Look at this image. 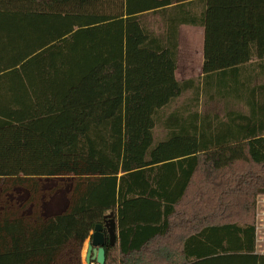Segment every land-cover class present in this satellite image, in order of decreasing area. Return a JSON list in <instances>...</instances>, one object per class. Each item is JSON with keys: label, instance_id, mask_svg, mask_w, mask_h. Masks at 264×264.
Masks as SVG:
<instances>
[{"label": "trees", "instance_id": "trees-1", "mask_svg": "<svg viewBox=\"0 0 264 264\" xmlns=\"http://www.w3.org/2000/svg\"><path fill=\"white\" fill-rule=\"evenodd\" d=\"M182 25L203 27L196 85L175 75ZM257 66L264 79V0H0V264H82L109 212L104 264H166L176 243L169 264H264ZM189 88L244 109L161 117Z\"/></svg>", "mask_w": 264, "mask_h": 264}, {"label": "rangeland", "instance_id": "rangeland-1", "mask_svg": "<svg viewBox=\"0 0 264 264\" xmlns=\"http://www.w3.org/2000/svg\"><path fill=\"white\" fill-rule=\"evenodd\" d=\"M144 20L148 21V24L151 28L156 30L159 20L157 16H146ZM200 51H201V35L197 30L183 25L179 30V50L177 57V70L176 77L179 81L184 82L187 80H193L194 84H198L200 81V76H196L199 73V61H200ZM194 68V69H193ZM196 73V75H195ZM264 80V79H262ZM254 83H256L255 78H253ZM193 89L189 88L181 93L174 101H172L164 110L161 112V117L167 113L173 111L174 109L182 108L183 105H186L189 109H195L200 113H217L220 116H223L228 109H244L243 103L239 101H233L231 99L222 100L220 102H211L206 101V97L203 93L199 95L198 103L195 105L192 100ZM165 130L162 127L160 122H157V125L154 129L155 140H160L163 138ZM44 184L46 185V191L50 190L55 183L54 180L44 179ZM13 196L19 193L20 197H25V193L19 190H14ZM46 197V196H45ZM63 196L58 194L54 198L44 199L43 205L46 213L54 212L58 210L59 205L62 203L61 200ZM8 200V198H7ZM9 201L13 204L18 203L16 198H9ZM264 210V208H263ZM260 213V212H259ZM260 226L264 225V211L260 213L259 216ZM264 231V228L262 227ZM87 241V240H86ZM86 245V244H85ZM81 260L82 264L85 262V248L82 247L81 251Z\"/></svg>", "mask_w": 264, "mask_h": 264}, {"label": "water", "instance_id": "water-1", "mask_svg": "<svg viewBox=\"0 0 264 264\" xmlns=\"http://www.w3.org/2000/svg\"><path fill=\"white\" fill-rule=\"evenodd\" d=\"M116 240V222L112 212L104 216L103 223L97 224L86 241V264H104L105 247L113 245ZM84 248V246H83Z\"/></svg>", "mask_w": 264, "mask_h": 264}, {"label": "crops", "instance_id": "crops-1", "mask_svg": "<svg viewBox=\"0 0 264 264\" xmlns=\"http://www.w3.org/2000/svg\"><path fill=\"white\" fill-rule=\"evenodd\" d=\"M183 26V25H182ZM180 26V28L182 27ZM187 27H190V28H193L194 30H197L200 35H201V51H200V61L198 63L199 65V73L198 75H195L196 76H200V80H202V72H201V66H202V60H203V53H202V46H203V27L201 26H192V25H185ZM179 28V30H180ZM260 67H256V72L255 74L253 73V75H255V80H256V83H254V81L252 82L253 84H259L260 81L262 80L260 76H258V69ZM194 69V68H193ZM176 70H177V67H176ZM260 74V73H259ZM175 75H176V72H175ZM177 78V77H176ZM206 101H211V102H220L221 101V97L219 96H216L214 98H209V96L206 97ZM264 208V195H258L257 198H256V228H255V254H262L264 255V231L262 230V227L264 228V225H261L260 226V223H259V216H260V213L261 211L263 212ZM260 212V213H259ZM264 224V223H263ZM116 237H117V229H116ZM88 240V239H87ZM213 243H216V240H212ZM225 243V242H223ZM86 241L84 242L83 246L84 248L86 247ZM174 250L171 251V254L167 255L166 257H160L163 259L162 262H166V264H169V262H174L176 260H180L181 259V253H180V248H179V245L176 243L173 247H172ZM159 255V254H158ZM160 257L157 256V258L159 260Z\"/></svg>", "mask_w": 264, "mask_h": 264}]
</instances>
